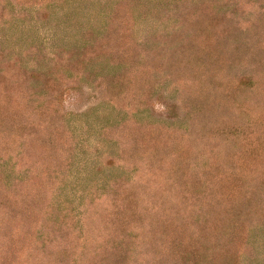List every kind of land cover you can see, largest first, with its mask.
<instances>
[{
	"label": "rangeland",
	"instance_id": "rangeland-1",
	"mask_svg": "<svg viewBox=\"0 0 264 264\" xmlns=\"http://www.w3.org/2000/svg\"><path fill=\"white\" fill-rule=\"evenodd\" d=\"M0 264H264V0H0Z\"/></svg>",
	"mask_w": 264,
	"mask_h": 264
}]
</instances>
